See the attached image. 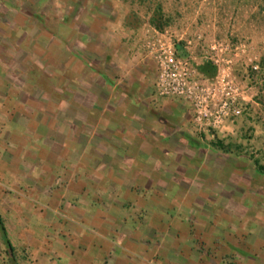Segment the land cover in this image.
I'll return each mask as SVG.
<instances>
[{
    "label": "crops",
    "instance_id": "crops-1",
    "mask_svg": "<svg viewBox=\"0 0 264 264\" xmlns=\"http://www.w3.org/2000/svg\"><path fill=\"white\" fill-rule=\"evenodd\" d=\"M145 5L87 0L63 63L0 12V264H264V72L243 99L256 157L206 144L190 103L152 101ZM256 23L264 56V10ZM203 44L184 48L206 72Z\"/></svg>",
    "mask_w": 264,
    "mask_h": 264
},
{
    "label": "rangeland",
    "instance_id": "rangeland-1",
    "mask_svg": "<svg viewBox=\"0 0 264 264\" xmlns=\"http://www.w3.org/2000/svg\"><path fill=\"white\" fill-rule=\"evenodd\" d=\"M89 1H102L105 5L107 1L117 0ZM125 1L128 3L131 0ZM151 1L153 0H148L149 3ZM148 2L143 8L144 12L150 5ZM12 3L18 4L19 10L24 9L26 20L20 19V14L11 9L13 7ZM161 5L163 13L173 17L169 27L175 35H179V38L191 39L202 35L204 48L209 44L218 43L234 49L240 44L246 43L249 46L251 58L258 63L264 62V56L260 54L259 49L262 37H259L258 32L260 31L257 30L256 23L258 13L264 10V0H162ZM0 6V12L4 9L5 11L9 10L8 15L10 18L7 25L9 33H13L18 29L16 21L19 18L21 22L18 24L20 27L18 31L35 35L36 40L40 42L42 51L45 50L46 53L49 50L56 51L59 54L57 60L63 63L64 50L69 49L70 52V48L73 46V43H71L73 36L78 35L79 37L80 35L79 26L81 25L80 19L82 16L80 11L82 9L84 10L82 14H86L87 0H0ZM73 9L77 11L75 20L71 18ZM17 38L19 39L20 36L17 35ZM25 46L26 43L23 47ZM78 47H81L79 43ZM48 55L43 56L42 63H45L44 61H46ZM204 64L209 68L208 79H211L214 72L213 67L211 63L206 61H204ZM249 70L250 67L245 62V58L236 60L234 75L237 81L246 90L245 96L247 90L250 89V96L256 99V82L251 81ZM55 72L53 78L56 80L63 79L66 76L65 69ZM39 75L41 76V73L36 72L33 77ZM54 79L53 81H56ZM63 95H65L63 86L58 89L52 86V96L62 97ZM151 96L154 97L153 93ZM153 99L152 101H158L156 98ZM243 104L247 108L243 117L222 131H207L208 134L206 135L208 136L204 139V142L206 144L223 142L227 147L232 145L233 155L244 154V149L248 147V155L251 157V154H253L256 157L255 148H257V143H260L257 136L259 121L256 117V107L255 104L247 106L246 100H243ZM229 127L233 129V134L229 132ZM158 129L159 132H163L161 128ZM165 134L167 133H162L161 140L165 138ZM223 157L227 159V156Z\"/></svg>",
    "mask_w": 264,
    "mask_h": 264
},
{
    "label": "built area",
    "instance_id": "built-area-1",
    "mask_svg": "<svg viewBox=\"0 0 264 264\" xmlns=\"http://www.w3.org/2000/svg\"><path fill=\"white\" fill-rule=\"evenodd\" d=\"M181 42L191 49L201 45L203 37L180 40L170 30L153 28L145 32L142 48L157 72L153 96L163 101L178 99L190 103L197 132L222 131L243 117L247 110L243 104L246 90L234 75L236 60L245 58L255 72L262 70L261 65L251 58L246 43L234 49L212 43L204 48L205 61L215 69L214 77L208 79L194 65L192 57L178 55L177 44Z\"/></svg>",
    "mask_w": 264,
    "mask_h": 264
},
{
    "label": "trees",
    "instance_id": "trees-1",
    "mask_svg": "<svg viewBox=\"0 0 264 264\" xmlns=\"http://www.w3.org/2000/svg\"><path fill=\"white\" fill-rule=\"evenodd\" d=\"M141 1L144 2L145 4L148 2V0H141ZM161 1L162 0H153V1H151V3L148 2V4H150V5L148 6L147 10H150V8H151L154 11L153 12V18L151 20V25L154 26L157 30L165 31V30H168L167 28L171 25V22L173 21V17L163 13ZM177 52H178V55L181 57H188V55L185 51V48H184V43H182V42L177 44ZM260 65H261L262 70L259 72H255L251 68L249 70V77H250L251 81H253V82H256L258 75H260L264 72V63L262 62V63H260ZM206 68H207L206 72H203L200 68H199V70L205 77L209 78V76L207 74H210V71H209L208 66ZM213 71L214 72H213L212 78L215 75L214 67H213ZM215 145L218 148H220L221 150H223L225 153H230L229 147L225 146L223 142H217V143H215ZM254 165L256 167V170L264 175V165H262L260 163V161L256 160V159H254Z\"/></svg>",
    "mask_w": 264,
    "mask_h": 264
}]
</instances>
